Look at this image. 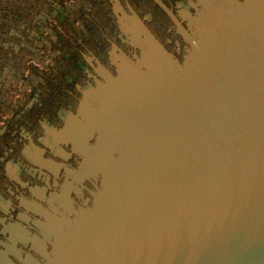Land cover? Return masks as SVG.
<instances>
[{
	"label": "water",
	"instance_id": "95a60500",
	"mask_svg": "<svg viewBox=\"0 0 264 264\" xmlns=\"http://www.w3.org/2000/svg\"><path fill=\"white\" fill-rule=\"evenodd\" d=\"M155 1L184 52L123 25L139 53L76 109L96 118L73 147L94 188L70 218L39 205L37 264H264V0H201L188 28Z\"/></svg>",
	"mask_w": 264,
	"mask_h": 264
},
{
	"label": "flooded vegetation",
	"instance_id": "af4514ba",
	"mask_svg": "<svg viewBox=\"0 0 264 264\" xmlns=\"http://www.w3.org/2000/svg\"><path fill=\"white\" fill-rule=\"evenodd\" d=\"M160 1L185 28L197 23L201 0ZM135 17L167 50L184 52L155 0H0V264L39 263V205L50 209L46 218H70L94 188L81 174L75 181L74 168L89 151L73 147L82 130L81 146L95 142V124H86L96 118L75 117L76 109L102 70L116 74L120 51L139 53L122 33L130 19L140 22Z\"/></svg>",
	"mask_w": 264,
	"mask_h": 264
}]
</instances>
